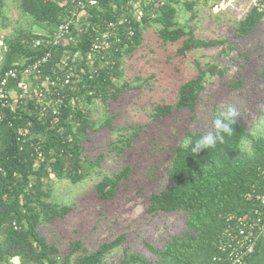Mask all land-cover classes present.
I'll use <instances>...</instances> for the list:
<instances>
[{
  "label": "trees",
  "instance_id": "16d2710c",
  "mask_svg": "<svg viewBox=\"0 0 264 264\" xmlns=\"http://www.w3.org/2000/svg\"><path fill=\"white\" fill-rule=\"evenodd\" d=\"M6 1L0 0V18H5L3 9ZM178 1L166 0L163 6L156 8L154 18L145 19L141 25L136 24L131 39L124 37L118 50L105 56L102 62L99 61L100 55L96 54L92 55L91 66L87 63L91 28L87 34L78 36V44H64L55 49L49 64L53 65L65 56L70 63L73 53L77 52L75 60L82 71L79 70V81L64 90L65 105L53 125L34 122L29 127L26 126L29 115L23 109L17 107L15 112L7 111L12 125L6 120L0 122V165L6 170L5 175L0 172V264H15L14 259L18 264H103L106 255L119 247L122 236L102 242L93 251L73 258V254L82 248L80 241L71 242L70 250L64 254L58 245L49 242L40 233V226L63 218L72 210L71 205L59 204L52 199L49 182L55 178L78 183L101 165L102 156L89 160L83 155V143L93 125L89 106L94 99L103 103H107L109 98L115 99L128 86V83L118 86L114 79L119 74L122 56L141 44L143 28L157 25L160 41L163 45H174L176 55L180 56L223 42L195 37L188 24L190 18L182 26ZM197 1L182 3L186 10H191ZM17 2L20 11L47 29L43 32L51 31L61 21L62 8L50 0ZM109 2L120 7L125 0H102L100 9L94 7L89 10L91 23L100 30L115 13ZM263 20L264 0L234 22L236 35H250ZM37 36L38 32L26 31L17 37L3 39L8 50L0 66V77L34 53L29 41ZM207 70L222 73L214 65H209ZM205 74L206 70L198 67L193 76L179 84L173 103L156 105L153 117L161 120L177 111H194L204 88ZM260 76L264 79V69ZM240 84L236 80L231 86L237 88ZM110 121V116H107L102 126L109 125ZM232 127L234 133L225 137V143L201 150L197 155L181 147L180 143L171 150L164 161L167 162L164 173L170 183L159 191L151 192L146 211L150 214L181 212L186 215L185 228L171 236L162 248L149 245L153 261L139 253H131L124 256L122 264H210L215 254L216 235L224 225L223 216L249 208L243 194L258 182L257 173L264 168V135H252L237 118ZM26 129L32 132L34 140H40L44 154L42 160L33 153ZM137 134L135 132L128 137L126 145ZM199 135L200 132H186V136L193 140ZM246 139L251 155L242 146ZM164 162L161 165L154 162L153 168L142 172V178L147 179L149 173H156ZM136 172L131 166H126L119 172L102 176L94 185L93 201L104 207L113 203L120 194L119 189H127ZM13 221L20 225L18 229L13 228Z\"/></svg>",
  "mask_w": 264,
  "mask_h": 264
},
{
  "label": "rangeland",
  "instance_id": "374dc122",
  "mask_svg": "<svg viewBox=\"0 0 264 264\" xmlns=\"http://www.w3.org/2000/svg\"><path fill=\"white\" fill-rule=\"evenodd\" d=\"M183 1L190 0L178 1L180 24L184 26L190 18L188 24L195 37L223 42L180 56L176 55L174 45H163L160 41L157 25L143 28L141 44L122 56L119 74L114 79L118 86L124 83L128 86L115 99L109 98L107 103L94 99L89 106L93 125L84 140L83 155L89 160L102 156L101 165L78 183L55 178L49 182L52 199L71 205L72 210L63 218L42 224L39 231L58 245L63 254L70 250L73 241L82 244L73 254L76 258L102 242L122 236L119 247L106 255L103 264H122L124 256L131 253L153 261L149 245L162 248L171 236L185 228V214H150L146 208L151 192L169 185L164 161L186 137V132L207 131L211 117L231 105L239 112L236 118L252 135H264V79L260 76L264 69V20L250 35L237 36L234 22L250 10L252 5L248 2L235 12L234 7L228 10L216 0H199L191 10H186ZM18 4L17 0H7L3 9L5 18H0V66L8 50L3 39L26 31H47L20 11ZM209 65L222 73L209 72ZM198 67L206 70V74L194 111H177L161 120L153 117L156 105L173 103L179 84L193 76ZM236 80L241 84L232 88ZM107 116L111 118L110 124L102 126ZM135 132L138 134L126 145V139ZM246 144L250 145L247 139L243 148ZM156 161L159 165L164 162L161 169L143 179L142 172L153 168ZM126 166L137 171L130 186L121 187L117 199L106 207L94 202L96 182ZM13 262L18 264L16 259Z\"/></svg>",
  "mask_w": 264,
  "mask_h": 264
},
{
  "label": "built area",
  "instance_id": "2783aa9c",
  "mask_svg": "<svg viewBox=\"0 0 264 264\" xmlns=\"http://www.w3.org/2000/svg\"><path fill=\"white\" fill-rule=\"evenodd\" d=\"M63 10L61 21L48 32L38 33L29 41L34 53L10 67L0 77V122L5 120L12 125L7 111L15 112L23 109L29 118L26 126L32 127L34 122L53 125L65 105L64 90L79 81L77 52L68 63L66 56L55 64H49L53 51L64 44H78V36L92 31L88 45L87 63L92 64V55H100L99 61L118 50L123 38L131 39L136 24L141 25L145 19L156 16V8L163 6L166 0H125L120 7L109 4L114 10L110 20L104 23V29H98L90 19L89 10L100 9L102 0H50ZM220 6L234 7L239 12L248 2L257 6V0H216ZM117 11V12H116ZM249 10H247L248 12ZM246 12V13H247ZM245 13V14H246ZM245 16V15H244ZM93 72H96L95 70ZM28 140L37 159L44 157L40 140H34L32 132L26 129ZM23 133V132H22ZM20 141V138H17ZM23 145H20L22 150ZM0 172L6 170L0 165ZM258 182L253 184L244 194L243 199L249 205L246 210L229 212L223 216V228L215 238V254L210 264H255L253 255L264 231V168L259 169ZM30 187V184H29ZM14 229L20 225L12 222Z\"/></svg>",
  "mask_w": 264,
  "mask_h": 264
},
{
  "label": "clouds",
  "instance_id": "9594fccd",
  "mask_svg": "<svg viewBox=\"0 0 264 264\" xmlns=\"http://www.w3.org/2000/svg\"><path fill=\"white\" fill-rule=\"evenodd\" d=\"M238 115L239 112L234 106L224 107L211 117L209 121L210 127L207 131L201 132L195 140L187 136L182 138L180 146L184 149H190L192 154L197 155L201 150L215 148L217 144L225 143V137L232 136L234 133L232 126L236 123ZM244 151L251 155L250 145L246 144ZM236 264H240L239 258H237Z\"/></svg>",
  "mask_w": 264,
  "mask_h": 264
},
{
  "label": "crops",
  "instance_id": "0c3cea01",
  "mask_svg": "<svg viewBox=\"0 0 264 264\" xmlns=\"http://www.w3.org/2000/svg\"><path fill=\"white\" fill-rule=\"evenodd\" d=\"M252 259L255 264H264V231Z\"/></svg>",
  "mask_w": 264,
  "mask_h": 264
}]
</instances>
